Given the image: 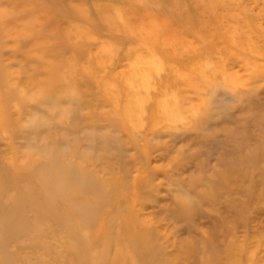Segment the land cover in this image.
<instances>
[{
	"label": "rangeland",
	"instance_id": "rangeland-1",
	"mask_svg": "<svg viewBox=\"0 0 264 264\" xmlns=\"http://www.w3.org/2000/svg\"><path fill=\"white\" fill-rule=\"evenodd\" d=\"M261 72L264 0H0V264L263 256Z\"/></svg>",
	"mask_w": 264,
	"mask_h": 264
},
{
	"label": "bare ground",
	"instance_id": "bare-ground-1",
	"mask_svg": "<svg viewBox=\"0 0 264 264\" xmlns=\"http://www.w3.org/2000/svg\"><path fill=\"white\" fill-rule=\"evenodd\" d=\"M140 59V58H139ZM137 62V61H136ZM230 77V76H229ZM256 79H259V81L260 80H263L264 81V72H261V74H260V78H256ZM262 140H263V145L259 148V150H258V154H257V157H256V159H258L257 160V174H259V172H260V169H263L264 170V135H263V138H262ZM262 162V163H261ZM256 201L258 202V204L257 205H259V204H262V203H264V192H262L261 194L259 193L257 196H256ZM264 208V207H263ZM259 209H262L261 208V206H259ZM257 213V212H256ZM245 227V230H244V233H243V235H242V242H243V250H242V252L243 253H245L247 250H246V247H247V242H248V236L250 235V234H248V230H247V227H246V225L244 226ZM255 234H257L256 233V229H255ZM259 242L256 240L255 241V243H254V246L255 247H258L259 246V244H258ZM258 244V245H257ZM244 255V254H243ZM250 256V255H249ZM245 257V259H246V261H247V264H264L263 262H264V255L262 256H260V257H258L257 256V258L256 259H251L250 257H246V255L244 256Z\"/></svg>",
	"mask_w": 264,
	"mask_h": 264
}]
</instances>
